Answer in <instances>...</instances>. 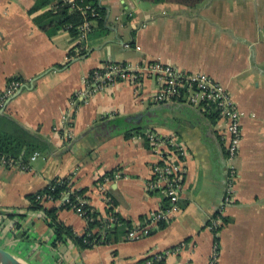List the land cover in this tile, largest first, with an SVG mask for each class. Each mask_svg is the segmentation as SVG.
I'll return each mask as SVG.
<instances>
[{"label":"crops","instance_id":"obj_1","mask_svg":"<svg viewBox=\"0 0 264 264\" xmlns=\"http://www.w3.org/2000/svg\"><path fill=\"white\" fill-rule=\"evenodd\" d=\"M34 2L0 0V93L13 78L23 85L0 114L43 141L28 169L0 164V248L27 264H209L215 243L217 264H264V0H203L195 7L169 0H98L109 32L90 39L86 54L74 59L68 52L79 41L67 31L52 37L42 32L33 21L41 12L28 14ZM146 62L209 75L244 112L231 204L220 208L227 169L216 120L183 104H154L157 84L148 77L135 88L118 82L78 96L87 94L84 79L93 70ZM138 116L142 132L177 137L186 156L178 210L149 236L127 241L129 228L167 207L162 194L147 190L157 159L142 132L127 136L124 126L112 124ZM54 179L85 190L83 202L100 217L112 207L130 226L122 225L108 245L83 250L68 240L53 246L49 220L29 209L27 196ZM62 201L44 206L59 209ZM217 213L226 222L212 233L208 224ZM57 215L76 235L84 233L86 221L73 210ZM156 255L163 259L148 263Z\"/></svg>","mask_w":264,"mask_h":264},{"label":"built area","instance_id":"obj_2","mask_svg":"<svg viewBox=\"0 0 264 264\" xmlns=\"http://www.w3.org/2000/svg\"><path fill=\"white\" fill-rule=\"evenodd\" d=\"M61 1L85 15L84 22L78 27L79 35L77 40L79 42H86L88 33L91 31L98 13L89 5H81L82 0ZM124 47L126 49L131 48L128 44H125ZM135 49L140 50L139 47ZM144 77L153 78L156 81L157 89L152 96L154 104H183L198 110L202 115L213 114L214 120H216L215 126H218L217 133L224 144L227 169L226 191L220 208L231 204L236 176L234 161L242 139L241 120L244 117V112L240 110L231 93L220 82L203 73L185 72L174 66L158 62H146L136 67H132L126 63H108L93 70L84 79L87 94L85 92L79 93L78 96L86 95L85 97H87L108 89V87L118 82L129 84L135 88L138 86L139 80ZM22 88L23 85L20 79L13 78L7 83L3 92L0 93V112L6 108L8 102ZM66 120L67 116L64 117L63 121ZM141 136L148 142L153 155L157 159V162L152 167V176L146 184L147 190L162 194L167 207L150 213L143 225L129 228L125 234L127 241L143 239L149 236L152 228L166 223L170 213L178 210L182 190L183 160L186 156L184 145L174 136L161 137L149 131L142 132ZM37 156H39V153H34L29 159L32 161ZM8 165L14 166L11 163ZM24 169H28V166L24 167ZM44 199V197L37 196V200ZM50 200L49 198L46 201L49 203ZM62 202L68 203L67 197H64ZM68 205L70 210H73L82 217L83 212L80 208H76V205L71 203H68ZM107 221V227L109 228L122 226L114 217H108ZM222 224V217L219 214L217 217H212L209 220L208 228L212 233H216L215 230L219 229ZM218 253V245L214 243L211 249L209 264H217ZM162 259V255H156L149 259L148 263L153 261L159 262Z\"/></svg>","mask_w":264,"mask_h":264},{"label":"trees","instance_id":"obj_3","mask_svg":"<svg viewBox=\"0 0 264 264\" xmlns=\"http://www.w3.org/2000/svg\"><path fill=\"white\" fill-rule=\"evenodd\" d=\"M152 3L162 2L163 0H147ZM176 3L184 4L190 7H195L203 0H169ZM53 3V7L42 12L47 6ZM81 5H89L94 8L98 13V17L94 20V26L92 25L91 31L88 33L86 42H79L68 52V57L74 59L84 56L89 48L90 39L104 38L109 28L106 25V11L98 3V0H82ZM41 12V13H40ZM40 13L33 17L34 23L38 28L44 32L48 37L56 35L59 31H67L70 37L77 39L79 35L78 27L84 22L85 15L79 10L71 8L69 4L62 2L61 0H35L33 6L29 9L28 14L33 15ZM84 47V48H83ZM83 48V49H81ZM191 108V107H190ZM194 109V108H192ZM206 119L214 120L213 114H203ZM124 134L130 136L132 134H138L142 131L137 129H129L124 127ZM133 132V133H132ZM43 148V141L41 137L34 132L26 130L15 121L9 119L3 114H0V164L9 166L18 165L21 169L27 166L28 159L34 154L38 153ZM110 176L111 173L106 174ZM69 179H54L50 181L42 190L35 194L28 195L27 199L30 202L29 209L32 211H43L47 220H49L48 226L53 230L54 240L52 245L55 246L58 243L71 241L80 249H90L96 245H108L111 242L118 239V235L122 233V226H115L109 228L108 217H114L123 226H130L129 222H124L120 217L113 212L112 207L107 209L106 217H100L99 214L93 211L84 200L85 190H73L71 188ZM37 196L44 197L46 200L51 199L49 202L62 201L64 197H67L68 203L76 205V208H80L83 212L82 218L86 221V229L83 234L76 235L70 226L65 225L58 219V211L60 209L70 210L68 203H62L59 209L46 208L44 204L48 203L44 200H37ZM10 216V215H9ZM218 215H214L217 217ZM12 217V216H10ZM19 220L22 219L21 215H18ZM222 221L226 222L225 219ZM20 224L15 225L17 232L22 231ZM162 227V224H161ZM220 230L216 229L215 232Z\"/></svg>","mask_w":264,"mask_h":264},{"label":"water","instance_id":"obj_4","mask_svg":"<svg viewBox=\"0 0 264 264\" xmlns=\"http://www.w3.org/2000/svg\"><path fill=\"white\" fill-rule=\"evenodd\" d=\"M2 112V111H1ZM141 117H127L123 119H117L112 122L113 125L119 127H127L129 129H137L140 126ZM0 264H27L22 258L9 253L8 251L0 248Z\"/></svg>","mask_w":264,"mask_h":264},{"label":"rangeland","instance_id":"obj_5","mask_svg":"<svg viewBox=\"0 0 264 264\" xmlns=\"http://www.w3.org/2000/svg\"><path fill=\"white\" fill-rule=\"evenodd\" d=\"M259 89L260 90H262V91H264V82L262 83H260V85H259ZM3 234V233H2ZM2 234H1V236H2ZM11 248V249H10ZM9 249L10 250H12V251H17V252H20L22 249H21V247H10ZM20 250V251H19Z\"/></svg>","mask_w":264,"mask_h":264}]
</instances>
